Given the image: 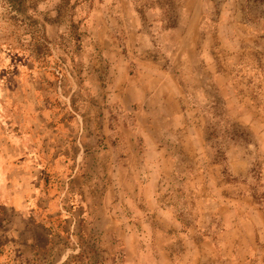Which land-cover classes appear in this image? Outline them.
<instances>
[{
	"label": "rangeland",
	"instance_id": "374dc122",
	"mask_svg": "<svg viewBox=\"0 0 264 264\" xmlns=\"http://www.w3.org/2000/svg\"><path fill=\"white\" fill-rule=\"evenodd\" d=\"M22 1L0 264H264V0Z\"/></svg>",
	"mask_w": 264,
	"mask_h": 264
},
{
	"label": "trees",
	"instance_id": "16d2710c",
	"mask_svg": "<svg viewBox=\"0 0 264 264\" xmlns=\"http://www.w3.org/2000/svg\"><path fill=\"white\" fill-rule=\"evenodd\" d=\"M247 4V6H245V8H247L250 4H253V5H257L259 3L262 2V0H244ZM8 4H11L14 8H15V12H18L20 11V6L22 4V0H7ZM249 9V8H248ZM91 264V263H89ZM94 264V263H92Z\"/></svg>",
	"mask_w": 264,
	"mask_h": 264
}]
</instances>
